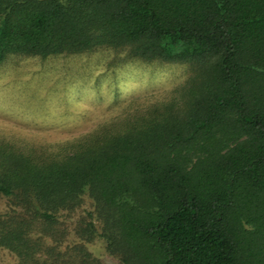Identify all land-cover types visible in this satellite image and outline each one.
Returning <instances> with one entry per match:
<instances>
[{
  "label": "trees",
  "instance_id": "16d2710c",
  "mask_svg": "<svg viewBox=\"0 0 264 264\" xmlns=\"http://www.w3.org/2000/svg\"><path fill=\"white\" fill-rule=\"evenodd\" d=\"M101 48L192 72L73 138L0 129V248L101 264V238L124 264H264V0H0V66Z\"/></svg>",
  "mask_w": 264,
  "mask_h": 264
},
{
  "label": "rangeland",
  "instance_id": "374dc122",
  "mask_svg": "<svg viewBox=\"0 0 264 264\" xmlns=\"http://www.w3.org/2000/svg\"><path fill=\"white\" fill-rule=\"evenodd\" d=\"M111 51L45 59L13 56L0 66V129L40 143L73 138L127 109L141 111L153 101L168 99L192 72L186 64L167 61L136 58L114 64ZM4 204L1 200L0 208ZM88 248L101 264H124L101 238ZM0 264H16L14 254L0 248Z\"/></svg>",
  "mask_w": 264,
  "mask_h": 264
}]
</instances>
